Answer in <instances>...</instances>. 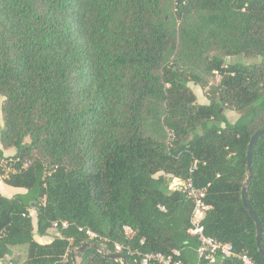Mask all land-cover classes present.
I'll return each instance as SVG.
<instances>
[{"label": "trees", "instance_id": "16d2710c", "mask_svg": "<svg viewBox=\"0 0 264 264\" xmlns=\"http://www.w3.org/2000/svg\"><path fill=\"white\" fill-rule=\"evenodd\" d=\"M215 70L220 81L198 103L189 83L206 88ZM0 96V158L15 149L0 174L26 190L0 192V264L18 245L28 257L15 264H75L74 250L87 241L78 226L108 239L97 242L128 264L115 242L179 249L196 264L193 204L169 177L187 179L194 161V181L208 187L212 205L207 234L264 264L242 198L249 143L264 127V0H0ZM252 157L248 197L264 246V134ZM55 221L70 223L59 228L62 238L39 242ZM79 257L122 264L94 248Z\"/></svg>", "mask_w": 264, "mask_h": 264}, {"label": "built area", "instance_id": "2783aa9c", "mask_svg": "<svg viewBox=\"0 0 264 264\" xmlns=\"http://www.w3.org/2000/svg\"><path fill=\"white\" fill-rule=\"evenodd\" d=\"M214 72L217 78L216 82H219L221 75L217 70ZM196 168L197 162L194 161L190 167V175L187 179H182L172 173L169 174V177L172 179L170 188L182 190L193 204L188 233L191 236L196 237L199 243L196 249L198 258L196 264H200L204 260L214 263L219 256L223 258L237 257L241 259L244 264H254V259L248 252H237L233 243L220 241L207 234L204 219L207 212L212 208V205L206 200L208 187L197 186L194 181L193 173ZM9 170L10 168H8V171ZM162 209H164V207H162ZM69 225L70 223L68 221H55L52 228L59 231L60 227L67 228ZM78 229L85 234L87 241L97 242L99 240H108L88 226H78ZM124 232L130 239L136 234V230L129 225L124 226ZM58 236L62 238L60 232L58 233ZM143 242L144 239H141V243ZM115 247L118 251H126L132 257L134 264H188L182 257V253L179 249H173L171 253L167 254L164 252L142 251L140 248H133L130 244L125 245L120 242H115ZM106 252L109 251L106 250Z\"/></svg>", "mask_w": 264, "mask_h": 264}, {"label": "rangeland", "instance_id": "374dc122", "mask_svg": "<svg viewBox=\"0 0 264 264\" xmlns=\"http://www.w3.org/2000/svg\"><path fill=\"white\" fill-rule=\"evenodd\" d=\"M174 5L173 3L169 5V15L173 18L175 16V13H174ZM228 62H236V61H246V62H254L256 61L257 59L255 58H246V57H243V56H230L227 58ZM197 71L201 72V69L200 68H197L196 69ZM216 77L214 76H210L209 78V85L206 87V88H203L202 86H200L199 84L191 81L189 83L190 87L193 89V91L196 93L197 95V102L198 103H208L209 100H208V97H207V90L209 89L210 86H212L213 84H215L216 82ZM2 100H3V96H0V106H1V103H2ZM225 113L228 117L231 118V120H234L235 118V114L233 113L232 110H229V109H226L225 110ZM4 127V118H3V115H2V112L0 110V135H1V131ZM8 157H10V155H7V156H4L3 158H0V161L2 162V164H6L8 161ZM7 169V168H6ZM6 172H8V170H6ZM3 179V176L0 174V183H1V180ZM5 186H10L8 184H5ZM12 187V186H11ZM33 217H34V222L36 223V213L35 211H33ZM54 233H56V230L54 229H50V232H49V237H54L56 235H54ZM28 257V247L27 245H18V246H14L13 249H11V252L9 253V255L3 260L4 263H8L10 264L11 262H13L15 264V262L17 263H22L24 262ZM80 262V257L77 256V263Z\"/></svg>", "mask_w": 264, "mask_h": 264}, {"label": "water", "instance_id": "95a60500", "mask_svg": "<svg viewBox=\"0 0 264 264\" xmlns=\"http://www.w3.org/2000/svg\"><path fill=\"white\" fill-rule=\"evenodd\" d=\"M264 134V127L261 129L257 130L251 137L250 143H249V148H248V169H249V174L248 178L246 181V185L243 188V193H242V198L245 207L249 210L251 216L253 217L256 226H257V246L260 251V253L264 256V246L262 243V238H263V226L254 210V207L252 206L249 197H248V188L251 183L254 169H253V149L256 143L258 142L260 136ZM87 248H94L105 254L107 257L115 259V260H122V264H128V259L125 256H122L119 253H112V252H106V249L103 245L97 243V242H90V241H85L80 247L76 248L73 252V260L75 264L77 263V256H79L82 252H84Z\"/></svg>", "mask_w": 264, "mask_h": 264}, {"label": "crops", "instance_id": "0c3cea01", "mask_svg": "<svg viewBox=\"0 0 264 264\" xmlns=\"http://www.w3.org/2000/svg\"><path fill=\"white\" fill-rule=\"evenodd\" d=\"M233 113L235 114L234 120H231V118L228 117L231 122L236 121L237 118L239 117V114L237 112L233 111ZM0 148H2V145L1 144H0ZM3 153H4V156L13 155L15 153V149L14 148L3 149ZM5 184L6 183H4V181L2 179L1 180V183H0V192L3 195H6L8 197H12V196H14L17 193L25 192L26 191L24 188L14 187V186H12V187L11 186H8L7 187V186H5ZM52 229H54V228H52ZM54 230H56V233H54V235L58 236L59 231L57 229H54ZM48 236H49V234L48 235H45V236H38L37 235L36 236V239L39 242H41V243H48V242H51L53 240V238L55 237L54 236V237L47 238ZM11 249H13V247Z\"/></svg>", "mask_w": 264, "mask_h": 264}]
</instances>
